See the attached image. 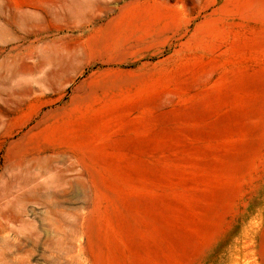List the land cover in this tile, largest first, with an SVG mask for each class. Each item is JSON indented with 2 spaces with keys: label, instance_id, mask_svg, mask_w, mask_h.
<instances>
[{
  "label": "rangeland",
  "instance_id": "rangeland-1",
  "mask_svg": "<svg viewBox=\"0 0 264 264\" xmlns=\"http://www.w3.org/2000/svg\"><path fill=\"white\" fill-rule=\"evenodd\" d=\"M0 264H264V0H0Z\"/></svg>",
  "mask_w": 264,
  "mask_h": 264
},
{
  "label": "bare ground",
  "instance_id": "bare-ground-1",
  "mask_svg": "<svg viewBox=\"0 0 264 264\" xmlns=\"http://www.w3.org/2000/svg\"><path fill=\"white\" fill-rule=\"evenodd\" d=\"M250 119V118H249ZM249 121V120H248ZM253 122V121H252ZM257 122V121H256ZM252 125H253V123H252ZM240 127V126H239ZM258 127V126H257ZM253 128V127H252ZM51 134V133H50ZM54 134V133H53ZM53 134L50 136V137H52L53 136ZM55 135V134H54ZM44 137H46V136H44ZM48 137V136H47ZM53 138H54V136H53ZM52 139V138H51ZM212 165V164H211ZM217 165H218V163H217ZM220 165V164H219ZM228 165H230V167H231V164H229L228 162H227V164H226V166H227V168H229V166ZM221 166V165H220ZM210 167V166H209ZM232 171V170H231ZM215 196H216V192H215ZM217 197V199H218V195L216 196ZM215 200V199H214ZM213 200V201H214ZM210 210V209H209ZM217 210V209H216Z\"/></svg>",
  "mask_w": 264,
  "mask_h": 264
}]
</instances>
